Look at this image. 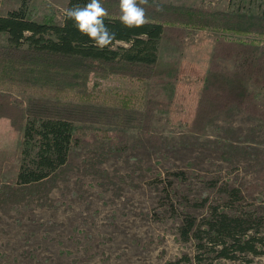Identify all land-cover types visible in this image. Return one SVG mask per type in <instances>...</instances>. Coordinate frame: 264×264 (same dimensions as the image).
Returning a JSON list of instances; mask_svg holds the SVG:
<instances>
[{
    "label": "rangeland",
    "instance_id": "rangeland-1",
    "mask_svg": "<svg viewBox=\"0 0 264 264\" xmlns=\"http://www.w3.org/2000/svg\"><path fill=\"white\" fill-rule=\"evenodd\" d=\"M22 1L2 0L0 14L20 8ZM159 1L211 9L242 6L246 12L264 3ZM68 2L28 0L25 9L37 21L54 16L62 23ZM221 35L191 29L183 42L162 41L160 57L165 64H206ZM259 40L264 43V36ZM177 83L199 81L187 76ZM14 96L27 100L29 95ZM23 106L13 105L8 117L0 116V264H264V253L236 252L238 245L230 246L229 237L210 224L223 214L229 221L238 216L231 223L235 239L264 237L262 119L235 108L212 118L198 134L179 119L182 107L174 103L156 111L155 139L132 130L123 144L73 145L66 164L41 181L23 184L18 180L25 161ZM192 219L194 228L185 236L184 223ZM224 245L236 258L220 255ZM257 245L264 249V240Z\"/></svg>",
    "mask_w": 264,
    "mask_h": 264
},
{
    "label": "trees",
    "instance_id": "trees-1",
    "mask_svg": "<svg viewBox=\"0 0 264 264\" xmlns=\"http://www.w3.org/2000/svg\"><path fill=\"white\" fill-rule=\"evenodd\" d=\"M27 2L0 14V116L8 117L13 105L26 104L21 183L47 178L66 164L73 145L95 146L105 140L123 144L132 130L155 139L156 111L174 103L182 107L179 119L198 134L212 118L235 108L264 121V90L251 88L264 89V43L259 40L264 36V3L246 12L242 6L211 9L147 0L141 6L148 22L128 29L119 21V0H101L116 41L111 50H99L65 16L62 23L54 16L33 19ZM88 2L69 0L66 9ZM191 29L222 34L208 63L165 64L159 44L183 42ZM187 76L199 83H177ZM14 94L29 96L24 100ZM228 217L212 219L211 227L229 237L230 246L238 245L236 252L264 253L257 245L264 237L241 243L231 227L239 218ZM194 225L195 219L187 220L183 234L189 236ZM227 249L224 245L220 255L236 258Z\"/></svg>",
    "mask_w": 264,
    "mask_h": 264
},
{
    "label": "clouds",
    "instance_id": "clouds-1",
    "mask_svg": "<svg viewBox=\"0 0 264 264\" xmlns=\"http://www.w3.org/2000/svg\"><path fill=\"white\" fill-rule=\"evenodd\" d=\"M146 2L147 0H119L120 23L128 29L145 25L148 20L146 10L141 5ZM107 15L101 0H89L83 7L76 6L64 11L67 20H71L74 27L99 50H111L116 41V34L105 23Z\"/></svg>",
    "mask_w": 264,
    "mask_h": 264
}]
</instances>
